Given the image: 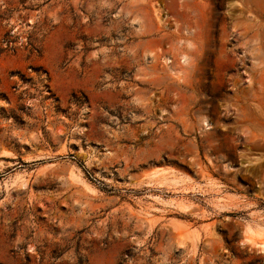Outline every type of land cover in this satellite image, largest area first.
<instances>
[{"label": "rangeland", "instance_id": "1", "mask_svg": "<svg viewBox=\"0 0 264 264\" xmlns=\"http://www.w3.org/2000/svg\"><path fill=\"white\" fill-rule=\"evenodd\" d=\"M210 180L264 202V0H0V264H264Z\"/></svg>", "mask_w": 264, "mask_h": 264}, {"label": "crops", "instance_id": "2", "mask_svg": "<svg viewBox=\"0 0 264 264\" xmlns=\"http://www.w3.org/2000/svg\"><path fill=\"white\" fill-rule=\"evenodd\" d=\"M217 179L218 178H215L214 180L217 181ZM212 183H209L207 181L204 183H196L199 185L200 187L199 191L201 192L197 194L205 198L208 197V201L215 200L216 196L221 195L224 198V203H226V205L224 206L225 208H227L226 213H228V211L230 213L237 211L241 212L242 216H244L243 217L244 228L242 232L241 246L251 251L255 250L256 253H262L259 250L260 247L258 246V244L264 242V202L261 199L254 197L252 193H242V192L230 193L226 190H225L226 193L222 192V188L219 187V185L217 186V184H215L214 182ZM218 189H220V191ZM184 204L185 206L189 207V209L185 213L193 212L198 217H203V213L205 211L203 210L202 205L201 206L198 205L197 202L193 201L192 199L188 200L187 202H184ZM211 205L215 206V202L212 201ZM169 221H176V222L180 221L182 223L184 222L177 218H170ZM213 225L214 222L212 221H208L204 223L202 226L196 228H185V226L179 227L178 225L176 226V230L179 233L186 234V239L191 240L193 243L199 244L202 243V241L206 238V236H209L212 233V231L214 230ZM247 225H249L251 230L254 232V237L256 238L253 240L256 243V245L251 246L250 244H247L245 242L246 234H244V230ZM216 259L220 260L221 262L214 261L213 264H237L230 250H228V261H224L225 258L221 256H219Z\"/></svg>", "mask_w": 264, "mask_h": 264}, {"label": "bare ground", "instance_id": "3", "mask_svg": "<svg viewBox=\"0 0 264 264\" xmlns=\"http://www.w3.org/2000/svg\"><path fill=\"white\" fill-rule=\"evenodd\" d=\"M157 178V181L160 182L161 184H171V185H174V184H178L180 183L179 180L177 179H173L171 177H168V176H165V175H153L151 176V179H156ZM209 183H212V181H208ZM213 184V183H212ZM210 185V184H209ZM215 186V185H214ZM218 186V185H217ZM220 186V185H219ZM220 191V189H218ZM215 191V190H214ZM216 200V198H215ZM217 201H218V204L219 205H222L223 207L226 205V203H224V198L221 197V196H218L217 198ZM173 203V202H172ZM177 206H181V203H178V204H175ZM185 210V209H183ZM245 234L247 236V239H246V242L249 243V244H255L256 243L254 242L253 239H255L256 237H254V232L251 230V228L249 227V225L246 226L245 228ZM256 236V235H255ZM258 236V235H257ZM260 237V236H259ZM258 246L262 249H264V242H262L260 245L258 244Z\"/></svg>", "mask_w": 264, "mask_h": 264}]
</instances>
